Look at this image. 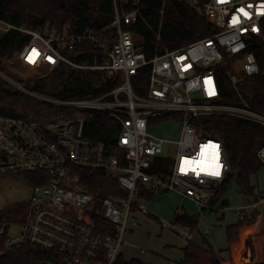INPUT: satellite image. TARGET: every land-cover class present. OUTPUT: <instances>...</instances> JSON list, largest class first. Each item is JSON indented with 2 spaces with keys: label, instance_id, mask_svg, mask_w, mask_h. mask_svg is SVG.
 I'll use <instances>...</instances> for the list:
<instances>
[{
  "label": "built area",
  "instance_id": "built-area-1",
  "mask_svg": "<svg viewBox=\"0 0 264 264\" xmlns=\"http://www.w3.org/2000/svg\"><path fill=\"white\" fill-rule=\"evenodd\" d=\"M187 1L215 24V32L175 50L161 51L158 45L150 58L133 27L160 29L166 0L158 9L142 6V0H113L110 25L78 33L70 32V25L63 31L51 25L33 29L0 17V36L11 30L30 35L17 52L23 64L32 70L47 67L49 72L66 65L46 84L57 95L42 93L28 84L30 78L2 68L0 80L37 101L71 109L45 122L0 114V176L36 174L25 221L0 219V237L6 236L1 254L29 245L56 253L66 264H114L128 230L138 225L135 212L152 213L138 198L141 185L158 193L178 191L202 212L210 208L225 215L224 208L209 205L231 170L223 142L193 120L225 115L264 129V112L239 91L229 99L218 77L219 70L228 67L230 82L238 89L245 78L264 74V0ZM80 44L100 48L103 60L78 62L66 54ZM144 66L151 67L148 87L138 94L132 78ZM70 71L81 74L71 82L73 93L55 82ZM108 82L114 85L94 94ZM87 112L113 117L118 130L113 146L93 143L86 136ZM168 114L182 124L176 139L149 131L151 122ZM257 156L264 165V144ZM165 157L171 160L167 172H152ZM217 169L219 176L213 174ZM87 171L117 181L126 195L97 197L83 182ZM257 198L236 208L239 220L247 218V209L256 208L263 197Z\"/></svg>",
  "mask_w": 264,
  "mask_h": 264
},
{
  "label": "trees",
  "instance_id": "trees-1",
  "mask_svg": "<svg viewBox=\"0 0 264 264\" xmlns=\"http://www.w3.org/2000/svg\"><path fill=\"white\" fill-rule=\"evenodd\" d=\"M163 2L164 0H142L141 5L158 9L163 6ZM113 13V0H0L1 18L33 29H44L47 25H51L52 28L60 31L70 25V32L72 33H78L87 28L101 29L111 24ZM133 29L139 37L138 41L142 48L150 58L154 55L158 45L161 51L166 49L175 50L212 35L216 26L203 12L187 0H166L164 18L160 29L141 25H136ZM108 34L109 40L112 42L113 38L110 37V33ZM29 39V34L17 30L2 34L0 36V68L14 74L7 69V66L12 64L13 55ZM66 54L78 62L94 63L96 60L98 62L103 60L101 49L95 45L80 44L74 50L67 51ZM65 68L66 65H62L42 76L31 77L28 84L42 93L57 95L59 92L46 84L52 80L56 73ZM150 73L151 67L144 66L133 76L132 84L136 93L144 94L147 91ZM71 75L73 76L72 80L67 82L66 78ZM80 77L81 74L70 71L58 76L55 82L59 83L64 91L73 93L74 87L71 82ZM218 77L220 85L228 94L229 99L237 97L239 91L255 108L264 112V74L245 78L238 84V89L230 82L228 67L221 68ZM113 85L114 83L108 82L103 84L102 87L94 89L93 92L97 95L102 94ZM69 112H71V109L42 103L27 95L15 92L8 83L0 80L1 115L20 118L33 116L35 119L45 122L48 119L52 120L66 116ZM86 114L88 117L86 136L90 141L93 143L105 142L108 146H113L118 132L113 117L96 115L92 112ZM172 116L168 114L164 116V119ZM193 122L202 125L207 134H213L222 140L231 167L229 175L214 194L209 205L214 207L219 192L233 178H236L245 204H252L257 201L252 177L258 174L263 166L257 152L264 144V129L255 123L225 115L202 116L195 118ZM170 162L171 160L168 157L160 158L156 162V167L154 166L151 171L166 173ZM35 175V173H30L16 176H23L32 184H35ZM83 182L99 198L109 194L115 196L126 195V192L117 181L111 180L98 172H85ZM154 195L153 190L147 189L143 185L140 186L139 199L152 200ZM224 203L227 204V200ZM27 210L28 202L17 203L2 210L0 219L9 223H23ZM214 211L220 214L219 210ZM197 218L195 215L180 211L177 212L174 223L189 228L192 232L198 227ZM254 219V213L248 214L244 220H238L236 223L227 226V238L230 246L240 242L241 230L245 225L252 224ZM5 237V235L0 237V264H62L63 262V259L52 251L34 248L29 245H21L11 252L1 254ZM203 243L208 244V246L190 241L183 249L184 255L179 264H222L224 258L215 250L207 234L203 235ZM247 245H249L248 241ZM114 264L148 263L138 258L128 260L123 253H120Z\"/></svg>",
  "mask_w": 264,
  "mask_h": 264
},
{
  "label": "rangeland",
  "instance_id": "rangeland-1",
  "mask_svg": "<svg viewBox=\"0 0 264 264\" xmlns=\"http://www.w3.org/2000/svg\"><path fill=\"white\" fill-rule=\"evenodd\" d=\"M12 64H9L7 69L15 76H21L25 80L49 73L47 67L32 70L22 63L17 53L13 55ZM181 126L182 124L178 119L169 117L151 122L149 131L164 138L176 139L180 135ZM164 151L167 152V146L164 147ZM252 182L255 185L256 194L264 198V165L258 174L252 177ZM33 194L34 186L27 178L16 175L0 176V212L14 204L28 202ZM225 200H227V204L224 203ZM146 201V206L159 218L153 215H142L136 231L126 235V244H128L126 246L135 251L137 248H143L146 251L144 255H147L148 259L154 258L158 264H177L182 257L180 248L185 242L191 241L208 246V244L203 243V235L207 225L216 231L218 235L217 244L221 247H228L230 244L226 227L228 224L239 220L235 208L245 206L236 178H233L219 192L217 202L214 205L216 208H224L227 211L225 216L212 211L210 208L202 213L196 203L173 191L157 193L152 200ZM180 211H188L191 215L198 217V227L194 231L191 232L189 228L174 223L177 212ZM185 230L191 234V238L188 239V234H183Z\"/></svg>",
  "mask_w": 264,
  "mask_h": 264
},
{
  "label": "crops",
  "instance_id": "crops-1",
  "mask_svg": "<svg viewBox=\"0 0 264 264\" xmlns=\"http://www.w3.org/2000/svg\"><path fill=\"white\" fill-rule=\"evenodd\" d=\"M145 187L148 189L147 186H145ZM171 191L177 192L178 194L184 196L185 199L189 198V197L183 195L182 193H180L178 191L170 190V192ZM157 193L158 192L154 191V194H155L154 196H156ZM189 199H190V201L196 203L191 198H189ZM142 201L145 202L146 200L142 199ZM236 208H238V207H236ZM199 211L202 212L201 209H199ZM247 212L249 214H252V213L255 214L254 222L252 224H248V225H245L243 227V229L241 230V233H240V238H241L240 242L235 243L231 246L229 245L228 247H223V246L221 247L219 244H217L218 235H217L216 231H213V229H211L208 225L205 229V234H206L207 229L210 230L208 237H210V239L212 237L211 241L215 247V250L217 252H219L220 256H222L224 258V260L222 261V264H264V198H262L259 201L258 206L256 208L249 207L247 209ZM187 213H189V212L187 211ZM151 214L156 216L157 218H159L156 214H154V213H151ZM151 214H149V215H151ZM142 215H144V214H142L138 211H136L134 214V217L138 220V225H139V221L141 220ZM223 216H225V215H223ZM236 216L238 217L237 214H236ZM138 225L130 228L128 230L127 234L129 233V235H130V233L136 231V228L138 227ZM163 225H164V223H163ZM228 225H230V224H228ZM226 229H227V227H226ZM179 233L181 234V232H179ZM183 234H185V233H183ZM188 236H189L188 239L191 238V234ZM247 241L249 242V245H247ZM126 242L122 248V253L126 259L130 260L132 258H138V259H140L143 262L148 263V264H158V261H156L154 258L148 259L147 255H144L146 253V251L143 248H137L136 251L132 250L126 246V245H128V244H126ZM187 245H188V242H185L180 248L182 250L181 251V253H182L181 259L183 258V255H184L183 249ZM159 262H161V261H159ZM179 262L180 261H178L177 264H179Z\"/></svg>",
  "mask_w": 264,
  "mask_h": 264
},
{
  "label": "snow or ice",
  "instance_id": "snow-or-ice-1",
  "mask_svg": "<svg viewBox=\"0 0 264 264\" xmlns=\"http://www.w3.org/2000/svg\"><path fill=\"white\" fill-rule=\"evenodd\" d=\"M241 11H243V10H241ZM244 14L247 15V13H244ZM181 170L183 171L184 169L182 168ZM213 174L214 175H219V170L217 169Z\"/></svg>",
  "mask_w": 264,
  "mask_h": 264
},
{
  "label": "water",
  "instance_id": "water-1",
  "mask_svg": "<svg viewBox=\"0 0 264 264\" xmlns=\"http://www.w3.org/2000/svg\"><path fill=\"white\" fill-rule=\"evenodd\" d=\"M62 264H66V262H65V261H63V262H62Z\"/></svg>",
  "mask_w": 264,
  "mask_h": 264
},
{
  "label": "clouds",
  "instance_id": "clouds-1",
  "mask_svg": "<svg viewBox=\"0 0 264 264\" xmlns=\"http://www.w3.org/2000/svg\"><path fill=\"white\" fill-rule=\"evenodd\" d=\"M219 175H220V173H219ZM219 175H217V176H219Z\"/></svg>",
  "mask_w": 264,
  "mask_h": 264
}]
</instances>
